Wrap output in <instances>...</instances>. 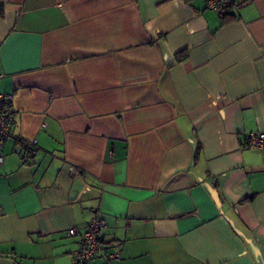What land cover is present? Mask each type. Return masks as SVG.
Listing matches in <instances>:
<instances>
[{
  "label": "crops",
  "instance_id": "obj_1",
  "mask_svg": "<svg viewBox=\"0 0 264 264\" xmlns=\"http://www.w3.org/2000/svg\"><path fill=\"white\" fill-rule=\"evenodd\" d=\"M0 2V264H264V0Z\"/></svg>",
  "mask_w": 264,
  "mask_h": 264
},
{
  "label": "built area",
  "instance_id": "obj_2",
  "mask_svg": "<svg viewBox=\"0 0 264 264\" xmlns=\"http://www.w3.org/2000/svg\"><path fill=\"white\" fill-rule=\"evenodd\" d=\"M213 7L219 5H232L234 0H209ZM13 94L5 93L0 90V162L3 159L2 150L6 140L11 136V127L13 123ZM243 145L246 147H255L264 149V130L251 132L245 136ZM25 152L29 156L36 153V140H32L26 145ZM106 226L105 221L93 215L81 236V244L78 249L72 251L75 264H89L95 258L101 256L105 246L101 242L100 233ZM75 231L70 229L68 235H74Z\"/></svg>",
  "mask_w": 264,
  "mask_h": 264
},
{
  "label": "trees",
  "instance_id": "obj_3",
  "mask_svg": "<svg viewBox=\"0 0 264 264\" xmlns=\"http://www.w3.org/2000/svg\"><path fill=\"white\" fill-rule=\"evenodd\" d=\"M221 6V16L223 18V21H227L230 19L231 13L228 11L231 7V5H220ZM3 8H2V3L0 2V15L2 14Z\"/></svg>",
  "mask_w": 264,
  "mask_h": 264
}]
</instances>
